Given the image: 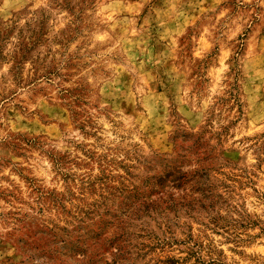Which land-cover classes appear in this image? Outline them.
<instances>
[{"label":"rangeland","instance_id":"374dc122","mask_svg":"<svg viewBox=\"0 0 264 264\" xmlns=\"http://www.w3.org/2000/svg\"><path fill=\"white\" fill-rule=\"evenodd\" d=\"M0 264H264V0H0Z\"/></svg>","mask_w":264,"mask_h":264}]
</instances>
